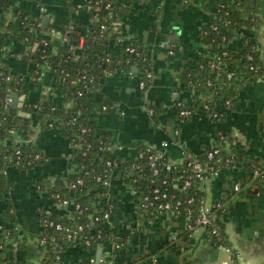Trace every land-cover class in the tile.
<instances>
[{
    "label": "crops",
    "instance_id": "obj_1",
    "mask_svg": "<svg viewBox=\"0 0 264 264\" xmlns=\"http://www.w3.org/2000/svg\"><path fill=\"white\" fill-rule=\"evenodd\" d=\"M85 1L13 0L5 15L7 19H14L17 9H23L39 15L43 26V16H50L48 27L42 26V29L58 50L63 43L61 27L73 20L84 26L89 23ZM128 1L133 7L121 21L122 30L126 36L148 47L152 81L144 90L139 84L137 66L126 71L113 63L99 91L100 97L112 101L109 109L97 114L101 130L111 134L112 150L122 159L132 158L137 152L134 142L141 141L153 145L174 162L182 161L186 150L197 153L215 144L217 127L227 130L245 160L223 167L218 175L209 179L206 198L208 202L223 199L228 204L224 214L226 237L239 264H264V178L255 182L245 169L247 161L264 162V77L244 83L237 102L219 108L224 111L222 120L216 121L202 108H197L188 120L181 122L174 109L175 102L180 97L188 103L195 99V94L183 88V70L208 49L200 35L217 10L218 0ZM242 10L245 17L258 16L262 22L240 32L232 29L229 45L242 50V37L250 33L259 41L264 62V0H248ZM118 42L111 44L112 51L120 48ZM10 43L14 51L9 58L10 71L25 74L28 63L19 54L22 46L17 41ZM25 88L19 95V103L36 100L49 89L55 104H67L65 96L53 88L49 70L42 85L27 81ZM150 104L163 108L159 123L151 120ZM19 112L22 116L28 115L25 111ZM34 138L44 151V162L33 168H8L11 189L6 197L0 198V235L8 247L10 260L0 264H40L45 250L39 237L44 228L41 214L66 208L43 185L46 179H65L76 169L72 146L60 126L38 127ZM171 138L178 141L171 143ZM235 184H240L242 190H235ZM110 197L116 203L110 218L112 227L117 236L125 238L118 259L131 262L139 258L140 264H222L233 258L225 245L217 243L203 229L185 237L183 216L142 213L132 184L121 176L113 180ZM8 199L14 204V216L5 212ZM14 225L18 233L10 238L9 228ZM171 242L176 243L175 249L165 247ZM103 247L106 250L111 244L105 243ZM88 256L89 252L78 243L65 251L58 264H74Z\"/></svg>",
    "mask_w": 264,
    "mask_h": 264
},
{
    "label": "trees",
    "instance_id": "obj_2",
    "mask_svg": "<svg viewBox=\"0 0 264 264\" xmlns=\"http://www.w3.org/2000/svg\"><path fill=\"white\" fill-rule=\"evenodd\" d=\"M12 1L0 0V198L6 197L11 189L7 174L9 167L33 168L44 162V151L36 144L34 138L38 126H60L64 137L72 146L76 169L65 179H54L49 185L45 182L42 184L46 186L49 194L59 193L61 198L69 199L71 203L63 211L42 212L44 228L39 237L45 250L40 264H58L65 251L78 243L85 247L89 256L74 264H140L139 258L131 262L118 259V251L125 238L116 235L111 220L109 223L104 221L102 213L109 211L113 214L116 209V203L110 197L111 186L104 184L105 179L113 181L118 176L123 177L136 189L137 201L149 190L148 178H136L137 175L132 172L135 162H143L146 157L139 158L138 154H135L130 159H122L115 155L111 148L112 136L101 130L97 118V114L109 109L112 103L109 98L100 97L99 91L103 78L113 63L126 71H132L134 66H137L138 79L146 81L144 90L152 81V76H147L145 72L148 67L153 73L148 47L137 39L126 36L122 30L121 21L130 12L133 4L128 0H86L89 23L84 26L73 20L61 27L63 43L56 50L52 39L43 32L39 15L17 9L15 18L7 19L5 13L12 6ZM247 1L218 0L217 10L200 35L201 41L208 45V49L197 57L194 64L185 66L183 70V88L188 93L195 94V99L188 103L180 97L175 102L174 109L181 122L188 120L197 108H202L214 118V112L226 105L227 100L230 101L228 106L237 102L244 83L264 77V62L259 41L253 35H243L244 48L240 51L229 45L233 35L232 29L240 32L245 27L259 26L262 22L258 16L243 15L242 8ZM70 5L73 6L74 3ZM116 40L119 41L120 48L112 51L111 44ZM11 41H17L22 46L19 54L28 63L25 74H12L10 71L9 58L14 54ZM48 70L53 76V88L65 96V103L70 104H55L49 92H44L38 99L25 101L19 106L6 104V100L14 91L20 95L26 91L27 81L42 85ZM232 71L235 73L228 77ZM150 108L153 109L151 120L159 123L163 108L155 104H150ZM184 108L191 109L192 114L180 115ZM20 109L28 111L30 115L22 116ZM214 119L222 120L223 115ZM215 131L217 145L220 146L222 154L233 155L236 164L244 161L245 156L240 153L233 136L220 127ZM220 134L224 137L221 138ZM79 144L81 146L78 147ZM134 146L139 152L147 145L135 141ZM148 146H151L154 152L162 153L158 163L171 160L153 145ZM202 153L195 156L203 158ZM187 159L185 157L182 162L175 163L170 172L162 170L161 173L183 175L185 178L192 173L187 166ZM109 160L112 161L111 164L108 163ZM245 169L251 180H263L264 162L247 161ZM255 169H259L258 174L254 172ZM79 178H82L83 182H77ZM74 183L76 185H73ZM200 183V179L194 176L191 186L186 189H174L184 201L182 213L188 207L197 212L206 197L205 190L198 188ZM241 190L242 188L239 191ZM192 196L194 199L189 201ZM140 210L148 215L155 214L145 209ZM13 211L14 204L8 199L5 212L14 216ZM226 211L227 209H215L213 226L219 228V237L210 236L212 225L207 226L205 230L208 236L225 246L229 245L224 223ZM96 215L100 216V220H95ZM50 221L55 224L50 225ZM57 223H61V227L58 228ZM80 224L84 225L83 230L78 229ZM185 229V237H189L191 231ZM17 230L15 225L11 226L8 237H16ZM105 243H119V246L114 247L111 255L104 261H91V257H96L99 245ZM165 247L175 249L177 245L171 242ZM7 251L8 247L0 235V263L9 262Z\"/></svg>",
    "mask_w": 264,
    "mask_h": 264
},
{
    "label": "built area",
    "instance_id": "obj_3",
    "mask_svg": "<svg viewBox=\"0 0 264 264\" xmlns=\"http://www.w3.org/2000/svg\"><path fill=\"white\" fill-rule=\"evenodd\" d=\"M170 52H173V50H170ZM145 72L147 73V76H153V73L150 71L148 67L145 68ZM235 72L232 71L229 73L228 77H231ZM140 87L143 89L146 86V81L141 80L139 82ZM44 92H49V89H45ZM20 95V94H19ZM25 101L19 103L18 106L24 103ZM11 103V96L6 100V104L8 105ZM67 104H70L68 102ZM230 104V101H226V105L228 106ZM104 108L106 106L104 105ZM149 113H153V109L149 108ZM20 111H25L30 115V113L26 110L20 109ZM192 114V110L189 108H184L180 111V115L186 116ZM224 116L223 110H217L214 112L213 117L216 118L218 116ZM40 127V126H38ZM175 132L178 134L179 130L175 128ZM221 133V132H219ZM220 137L223 138L224 135L220 134ZM178 140L171 138V143H176ZM81 146V144L78 145V147ZM112 148V147H111ZM203 152V158L196 157L198 153ZM184 158L187 159V166L191 170V174H188L185 178H183V175H170V174H162V170H167V172H170L174 167L175 163L180 162H174L173 160H169L167 162L162 163L161 161L158 163L160 157L162 156V153L157 151L154 152L152 150L151 146H146L143 150L137 151L136 154H138L139 158L146 159L143 162L136 161L134 164V167L132 168V172L136 174V178H144L147 177L150 182V188L147 192H145L141 196V200L137 201L138 206L140 209L148 210L151 213L163 215V216H183L185 217V227L188 228L191 231V234H193L197 230L203 229L206 230L207 226L212 225V229L210 231V236H220V230L217 226H213L214 224V217H215V209L219 210H225L227 209L228 204L226 201H223L222 199H217L214 202H208L207 201V195L202 200L201 204L197 208V212H195L191 207H188L184 213H182L181 207L184 205L183 199L174 192V189L181 188L186 189L187 187L192 185V179L194 176H197L201 183L199 184L198 188L204 189L206 192V183L209 179L219 174L220 170L225 166H232L236 165L235 157L231 154L223 155L221 152V148L219 145H217V136H216V142L215 144L211 145L210 147L201 150L197 153L185 151ZM116 162V161H115ZM109 164L112 163L111 160L108 161ZM254 172L256 174L259 173V169H255ZM102 177L100 176L99 179ZM54 179H46L45 183L47 185L52 184ZM77 182H83L82 178H79ZM112 179H105L104 184L108 187H112ZM73 185H76L74 183ZM235 190H240L241 185L235 184L234 186ZM133 192L136 194V189L133 187ZM52 197L62 206L66 207L68 206L71 201L69 199L61 198L59 193H53ZM194 197L192 196L189 201H192ZM79 206V205H78ZM195 212V215H194ZM111 213L109 211H103L102 217L104 221L110 222ZM95 220H100V216L96 215ZM50 225H54V221H50ZM57 227H61V223H57ZM84 225L80 224L78 226L79 230H83ZM99 235V234H98ZM71 236V235H69ZM100 236V235H99ZM102 246V255L97 261V255L96 257H91V261L95 262H102L105 260V258L109 255H111V251L114 247H118L119 243L112 244L110 248H107L104 250L103 244L99 245ZM226 248L232 252L233 258L230 260L224 261L222 264H239L235 252L232 250L230 245H227ZM154 261H156V258H153Z\"/></svg>",
    "mask_w": 264,
    "mask_h": 264
},
{
    "label": "water",
    "instance_id": "obj_4",
    "mask_svg": "<svg viewBox=\"0 0 264 264\" xmlns=\"http://www.w3.org/2000/svg\"><path fill=\"white\" fill-rule=\"evenodd\" d=\"M43 21H44V26L43 25L42 26L44 28H47L49 25L50 16L48 15L43 16ZM135 69H137V67H135ZM18 102H19V92L14 91L11 95V104L13 106H18ZM102 250H103L102 246H99L97 250V261L102 255Z\"/></svg>",
    "mask_w": 264,
    "mask_h": 264
}]
</instances>
